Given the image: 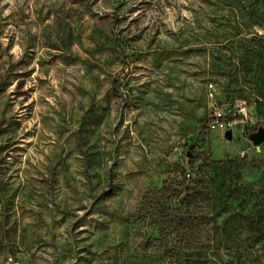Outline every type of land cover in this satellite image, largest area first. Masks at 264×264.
Listing matches in <instances>:
<instances>
[{"label": "rangeland", "instance_id": "1", "mask_svg": "<svg viewBox=\"0 0 264 264\" xmlns=\"http://www.w3.org/2000/svg\"><path fill=\"white\" fill-rule=\"evenodd\" d=\"M259 91L264 0H0V264H264Z\"/></svg>", "mask_w": 264, "mask_h": 264}, {"label": "built area", "instance_id": "2", "mask_svg": "<svg viewBox=\"0 0 264 264\" xmlns=\"http://www.w3.org/2000/svg\"><path fill=\"white\" fill-rule=\"evenodd\" d=\"M206 97L212 103L207 123L209 131L226 132L236 123V117L242 123L250 120L245 101L237 102L232 110L228 106H219V104L215 103L217 100V90L216 85L212 82L206 85ZM260 127L264 129V119L261 120ZM186 176L189 177L188 174Z\"/></svg>", "mask_w": 264, "mask_h": 264}, {"label": "water", "instance_id": "3", "mask_svg": "<svg viewBox=\"0 0 264 264\" xmlns=\"http://www.w3.org/2000/svg\"><path fill=\"white\" fill-rule=\"evenodd\" d=\"M224 137L227 140H230L232 137V132L230 130H227L224 133ZM248 139L255 147L262 145L264 143V129L262 127H259L255 132L249 135Z\"/></svg>", "mask_w": 264, "mask_h": 264}, {"label": "trees", "instance_id": "4", "mask_svg": "<svg viewBox=\"0 0 264 264\" xmlns=\"http://www.w3.org/2000/svg\"><path fill=\"white\" fill-rule=\"evenodd\" d=\"M241 71H242V74L244 75V74H245V72H246V68H245L244 66H242V69H241ZM258 93H259V95H261V96H264V92H262V91H259Z\"/></svg>", "mask_w": 264, "mask_h": 264}]
</instances>
